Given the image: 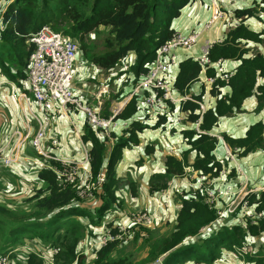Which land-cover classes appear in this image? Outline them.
<instances>
[{
	"label": "trees",
	"instance_id": "trees-1",
	"mask_svg": "<svg viewBox=\"0 0 264 264\" xmlns=\"http://www.w3.org/2000/svg\"><path fill=\"white\" fill-rule=\"evenodd\" d=\"M192 1L11 0L0 12V76L13 82L19 88L17 90L29 93L26 89V76L28 58L34 49V43L27 41L42 25H47L73 39L78 44V52L80 51L83 58L89 61V65L112 69L131 55L134 59V63L129 65L128 70L131 77L126 72L123 83L135 84L140 74L147 71V64L155 59L158 47L175 32L171 28L172 20L179 16L180 10L186 4ZM259 3L263 4L261 10L264 12V0H259L258 3L253 2L254 5L250 7L236 10L235 14L242 21L247 16H257L256 9ZM99 27L107 30L103 40L105 50L97 54H87L84 38ZM240 38L264 45V29L257 33L240 23L234 29H230L223 41L213 43L208 48L207 58L210 62L226 58L240 60L235 71L227 78L216 76L213 68L208 65L209 62L202 64L199 59L191 57L179 62L174 88L184 93L189 83L198 77L202 67L206 68L207 77H215L211 83L210 93L216 97V103L214 109L209 108L201 113L199 129L205 133H197L194 129L181 131L189 148L182 152V157L179 159L172 154L164 155L165 170L151 175L149 191L166 187L171 177L183 175L185 167H190L192 171L204 177L203 186L215 190L211 180L219 176L222 166L214 153L217 138L208 132L216 124L219 116L239 111L243 99L253 94L254 89L257 91L255 110L261 109L264 105V83L256 85V78L264 77V56L254 53L250 57H245L249 48L243 47L244 43L239 40ZM225 85L231 87V93L221 95V87ZM120 93L119 90L108 94L107 100L100 107L102 116L111 115L112 111L110 112L108 108L112 100L118 101ZM200 98V95L190 97L180 105L183 111L188 112L186 120L190 123L199 118L197 101H200ZM140 101L135 95L131 96L115 118L130 119L138 110ZM172 107L173 105L169 103V110ZM154 118V122L150 125L142 120H130L128 126L119 135L113 131L108 136H100L98 131L85 124L81 139L83 143H89L88 169L93 178L104 171L105 180L98 189L92 190L87 196L90 199H84L83 202H77V186L81 184L83 173L78 177L80 180L75 183L61 184L54 170L59 164L54 160L43 158L38 153L32 143L35 130L31 137L30 132L26 140L30 138V146L35 147L34 156L27 154V148L22 149L21 145L17 162L21 161L24 169H35L36 180L42 181L43 186L33 190L30 188L31 192L24 198L25 202L33 204L34 220L13 221L0 212V238L6 235L2 239L3 244L0 250L11 249L23 235H26L25 237L30 239L38 238L42 243L57 247L52 255L53 264L54 262L82 264V260L77 257L76 243L80 236L84 235L85 230H88L89 225L98 224L109 212L122 208L124 200L116 193L119 180L115 166L121 159L124 148L138 144V132L146 127L154 128L166 122L165 115H157ZM14 131L9 133L0 147L3 153H7L13 145L16 139V135H13ZM222 138L234 156L242 157L258 150L264 151V122L257 121L250 125L243 137L233 138L223 134ZM152 149L151 145H146L147 154L152 152ZM191 150L195 151V156L189 161ZM28 158L41 159L47 163V166L50 165L53 168L38 167L32 163L30 168L26 164L29 161ZM17 162L10 164L13 167L9 168L10 165L0 160V173L3 177L4 173L9 175V178H5L6 181L13 183L17 178L22 179L24 171L16 169L21 163ZM235 172L237 168L233 167L229 174L234 176ZM128 186L131 196H135L137 186L133 182H129ZM215 193L218 196L217 190ZM175 199L178 201V208L176 219L168 231L169 234L150 239L147 236L143 237L144 235L141 237L139 231H133L131 241L121 243L125 234L115 227L116 223L112 225L113 222H110L107 231L110 239L106 240L102 246H98L92 264H136L132 253L127 252L126 244L129 242L133 245L138 238H141L140 245L146 251L143 263L159 260L160 264H186L188 261H192L191 264H212L218 258L220 249L219 252H213L203 259V255L210 250L207 248L212 238L216 240L225 238L227 242L221 246V249L225 248L232 252L240 247L245 239L252 243L258 238L256 244L261 242L259 247L264 248V218H257L254 222L250 218L242 221L239 206L232 214L220 218L217 212L226 206V202L220 207L216 205V200L215 203L208 204L205 202V193L200 187L182 191L176 195ZM245 200L255 212L263 211L264 188L248 193ZM4 209L5 206L0 204V211ZM81 218H86L87 221L82 223ZM135 225L145 230L141 224ZM117 235L120 237H116ZM255 252L257 256H254ZM258 252L259 249H255L253 253L242 258L245 261H253V264H264V255ZM176 257L180 259V263L177 262ZM23 261H25L23 264H44L43 257L32 251L27 253Z\"/></svg>",
	"mask_w": 264,
	"mask_h": 264
},
{
	"label": "crops",
	"instance_id": "crops-1",
	"mask_svg": "<svg viewBox=\"0 0 264 264\" xmlns=\"http://www.w3.org/2000/svg\"><path fill=\"white\" fill-rule=\"evenodd\" d=\"M253 2L258 3L259 0H193L192 2L186 4L180 10L179 16H177L176 18L172 20L171 28L173 30L181 32L183 34H188L189 32L195 30L198 32V36L194 44L191 47L189 48L180 47L181 49L176 48L173 50V53H172L173 61L169 64L168 68L163 74V76L165 77V80L168 82L169 86L171 87L172 96L176 98V102L172 104L173 105L172 109L169 110V108H167V112L171 113L172 119L176 117L177 115L184 117L182 121H176L173 124H169L167 122L160 124L162 127H165L168 132L173 133L177 131L179 132L180 136H182L181 131L183 129L184 130L194 129L197 133H205V131L199 129V123L201 121L200 111L197 110V112L199 113V118L195 122L190 123L186 120V116L188 112L183 111L180 105L186 99H189L190 97H193L196 95H200L201 97L200 101H197V102H200L203 104L204 106L203 111L209 108L214 109V106L216 103V97L210 93L212 82H210L208 78H212L214 80L215 77L214 78L207 77L205 73L206 68L202 67V70L200 74L198 75V77L189 83L184 93H180L173 86L176 74L178 72L179 62L188 57H191L193 59H200V57L203 54V47L205 45L209 44L211 46L213 43H218V42L223 41L227 37L230 29H234L240 23H243L245 27H247L249 30L253 32H257V33L261 32L264 29V12L261 10V7L263 6L262 3H259L256 9L257 16H253V15L247 16L242 21L241 18H239L235 14L236 10H240V9L247 8V7L254 5ZM216 9L221 10L223 14L220 17H217L215 20L213 21L211 20L209 22V20L213 17V14L216 11ZM207 23L209 24V26L208 28H205V25ZM239 40L242 43H244L243 47L249 48L248 52L245 54V57H250L254 53L262 54L264 56V45H262L261 43L254 42L249 39H242V38H240ZM129 57L131 59H127V63L129 64L134 63L133 57L131 55ZM239 63H240V60H237L234 58H226V59H220V60L212 61V62L209 61L208 65L210 66V68H213L214 72L216 73V76H219L220 78H227L235 71ZM83 73H84V79H85L86 78L85 71ZM130 74L131 73L128 72L129 77H131ZM222 75H226V77H222ZM89 79L90 78L88 77V80ZM124 79L121 80L122 86L117 90V91L119 90L121 91L118 101L112 100L108 108L110 112L112 108L118 102L125 101L124 104L121 106V108H123V106L128 100V98H126L127 97L126 95L128 94V92L124 94V89L127 86V84L123 83ZM98 81H101L102 83H104V78H100ZM263 83H264V77L258 76L256 78V85H261ZM100 86H106V85H100ZM72 88H73L74 93H76L79 97H81L87 103H90L91 105H94L96 103V101L93 99V94L95 93L97 89L92 90V89H89L87 86L83 87L82 85H80V88H77V84H74ZM253 92H254L253 94L243 99L239 111H235L230 115L219 116L216 124L212 127L210 132H208L210 135L216 136L217 138L216 147L214 149V153L216 155L217 160L223 159L224 163H226V165L221 169L219 176L211 180L213 187L215 188V190L218 191V195L221 196L216 200V205L218 207H220L225 202L226 204H228V202L232 198L231 195L236 194L244 182L247 183L248 188H260L264 186V151L258 150L256 152L249 153L246 156L239 157L238 159H242L241 161L246 162L247 172L244 170L241 163L237 161L238 166L240 165L239 169H237L239 174L235 176L237 173L235 172V175H234L235 177H234L229 174L231 169H233V165L227 166L228 160L226 157L227 154H225L227 150L230 148L226 146L227 144L222 138L223 134L228 135L233 138L243 137L245 135L246 130L248 129L250 125L256 123L257 121L264 122V105L262 106L261 109L255 110L256 105H257V97L255 94L257 93L256 89H254ZM206 93H207V97H206ZM230 93H231V87L229 85H225L221 87V95L230 94ZM103 95L101 97V105L99 102V107H102L103 102L105 101V99L103 98ZM21 107L23 106L21 105ZM139 110L140 108L136 110V113H134L130 119L128 118L127 119H117V121L120 120L121 123L117 125L113 129V131L117 135H119L128 126L130 120H142L144 122V119L146 117L150 119L151 123L154 122V119L156 117L154 118L153 115L148 116L146 114L145 116H143L141 113L138 112ZM71 112L74 113V118H72L71 116L72 120L69 118L67 119L64 113L61 114L59 117H56L54 121H52L51 124L49 120V123L46 128V137H55L57 139L59 137L61 138L62 141H68L74 144L78 142L76 145V151L78 154L82 155L83 153V155L85 156L86 153H88L87 150L89 146L88 142L83 143L81 139V134L83 133V130L86 124L85 117L81 114L80 111L71 110ZM67 116H69V113L67 114ZM125 121H127L128 123L127 126L125 125ZM168 122H170L169 119H168ZM141 132L142 131L138 132V138H139V133ZM181 138H183V136ZM58 142L60 144L59 139H58ZM143 142H144L143 152L145 156L150 155L152 153L155 154L154 162L155 164L161 163L162 168L158 169L155 172L147 173L146 174L147 177L145 178V180H148V182L144 186L140 185V182L136 180V179H139L140 177L142 178L143 172L136 171L134 175V180L131 181L133 182L134 185L137 186L136 195L135 196L132 195L133 197L131 196V192L129 191L128 187L120 185L121 181L124 182V180L121 179V177L116 173V176L118 177V180H119L118 181L119 185H118V189L116 190V193L118 194L119 197H122V199L124 200V203L125 201L130 200L131 203H134L137 206L140 203L146 206H150V205L153 206L157 195L159 197H164V198L167 197L164 191L169 190L170 186L174 194L182 193V191L189 190L190 188H196L195 185H196V181L198 180L197 178H198L199 173L194 171L195 172L194 179L189 180L187 176L184 177V174L182 176H173L167 181L166 187L158 189V190H154V191L150 190L151 193H149L148 184H149L151 175L154 173L163 172L165 170V166L163 164L164 155L172 154L174 157L179 159L180 157H182V152L189 148V145L187 144V141L184 138H183L182 146H179V145L177 146L176 144L168 143L169 145L167 144L164 147L161 146L160 149H158V145L154 146V144H146L148 143V141H143ZM177 142L179 143L181 142V140ZM44 143L47 145L49 141H44ZM145 144L151 145L153 148L152 152H150L149 154L146 153ZM222 145H225V147ZM137 146L138 145L135 146L136 152H138ZM54 152L55 154L62 155L66 159H73V160L76 159L75 154L72 150L71 151L67 149L63 150L61 146L57 149V151H54ZM252 155H255L256 157H250ZM194 156H195V151L191 150L189 153V161H191L194 158ZM249 158L257 159V162L254 164L253 167L251 165L250 166L248 165L251 160ZM235 159L233 158L232 163H234ZM141 162H142V159H137L135 161V163H138V164H140ZM21 163L18 164V167H16V169H19L18 171L25 170V172L22 173V179L17 178V181L21 182L22 186L26 188L27 192L31 191L30 188L42 187L43 182L36 180V170L35 169H24L23 163L22 164ZM85 167L88 169V164L85 165ZM81 173L82 171L80 172V175ZM169 181H171V185ZM138 185H140V190L138 188ZM20 191L25 192V190L22 188H20ZM173 202H174V199H170L168 201L169 207L173 205ZM169 207L167 209H163V214L156 212L157 217L155 219V223L156 221L166 222L167 219L171 218ZM177 208H178V204L176 207V211H177ZM175 219H176V214H175ZM175 219H173L172 221L174 222ZM118 222L119 220L115 221V223H118ZM234 258H237V259H234ZM234 258L232 259V261L230 259L215 260L212 264H247L246 263L247 261L245 260H243L242 262L240 258L235 257V256ZM191 262L192 261H188L186 264H191Z\"/></svg>",
	"mask_w": 264,
	"mask_h": 264
},
{
	"label": "rangeland",
	"instance_id": "rangeland-1",
	"mask_svg": "<svg viewBox=\"0 0 264 264\" xmlns=\"http://www.w3.org/2000/svg\"><path fill=\"white\" fill-rule=\"evenodd\" d=\"M11 0H0V12L3 8L6 7V5L9 4ZM107 35V30L103 27H99L93 32H90L87 34L84 38V44L87 48L86 53L87 54H97L101 53L105 50L103 40ZM181 49V48H178ZM127 59H130L127 58ZM127 59L120 62V64L112 69H103L99 68L98 66H92L89 65V61H87L83 56L80 54V51L77 54V57L73 63V78H72V85L77 84V88H80V85L83 87L87 86L89 89L96 90L100 85H106L108 88V91L103 95V98L107 100L108 94L115 93L117 90L122 86L121 80L125 78L126 72H129V63H127ZM86 78L84 79V72ZM122 72V73H121ZM88 77L90 78L88 80ZM100 78H104V83L101 81H98ZM29 87V84H28ZM92 87V88H91ZM131 84L127 85L124 89V94L129 92L131 90ZM17 86L8 80H6L4 77L2 78L0 76V147L4 143L5 139L9 136V133L13 130H19L22 133H25L28 128L27 122H29V126L31 129V134L29 135L31 137L33 131L35 130V121L30 115L28 111V103L30 104L31 109L33 112L40 118L43 119V115L41 112L38 111L37 103L35 100L30 96L28 93V103L26 101L21 102L22 100H18L16 97L13 96V93L18 91ZM174 94V92H173ZM207 97V93H206ZM21 105L23 107H21ZM80 111V110H78ZM81 114L85 117L84 113L80 111ZM139 113H142V110L140 109L138 111ZM74 118V113L69 112V116L65 115V117L68 119ZM56 117H59L57 115H50V124ZM169 119H172V116L169 115ZM72 120V119H71ZM118 125L121 123L120 120L117 121ZM145 123H148L149 125L152 124L150 119L146 118L144 119ZM179 132H173L170 133L167 131L165 127H162L161 125L157 127H146L142 130L141 133H139V143L137 144V150L136 152V145H132L128 148H125L122 152V157L120 161L115 166L116 173L121 177V179L124 180L121 181V186H126L129 188L128 184L132 180H134V175L136 171L143 172L142 178L136 179L140 182V185H146L148 180H145L147 177L146 174L149 172H155L158 169L162 168L161 163L155 164L154 162V156L155 154H150L145 156L143 149H144V142L148 141L146 144H154V146L158 145V149L161 148V146H165L168 143L176 144L177 146H182L183 138H181ZM60 144L59 147L63 150L67 149L69 151H73L75 154L74 161L81 162L83 160V153L78 154L76 151V144L68 141H62L61 138H59ZM181 140V142H177ZM145 144V145H146ZM169 145V144H168ZM225 147V145H222ZM228 147V145H226ZM27 148V154L34 156L33 151L35 150V147L30 146V138L27 139L22 144V149ZM220 148V147H218ZM51 148L50 150H52ZM82 151V150H81ZM230 149L227 150L225 154L228 160L229 165H233V167L239 168L238 162L239 161L244 168V170L247 172L246 162L241 161L242 159H238V155L230 154ZM19 159L20 151L18 153H15ZM222 155V154H221ZM250 157H256L255 155H252ZM233 158L235 159L234 163H232ZM137 159H142V162L140 164L135 163ZM251 159L249 162V166L252 167L257 162V159L255 158H249ZM73 160V159H72ZM16 161V162H17ZM157 161V160H156ZM158 162V161H157ZM226 162V160H225ZM19 163V162H17ZM27 166H32L29 161H27ZM222 168L223 165L225 166L224 160L223 163H220ZM13 166L10 165L9 168H12ZM186 168V167H185ZM184 168V177L187 176V178L194 179L195 172L192 171L190 168L189 171H187ZM25 172V170H24ZM239 174L238 170L235 176ZM234 176V177H235ZM5 178H9V175L4 173H0V204L5 206L4 211H0L3 215L10 218L13 221H20V220H34L35 217L33 212V204L32 202H25L24 198L31 192H27L26 188H24L21 184V182H18L17 179L15 182L11 183L9 181H6ZM80 180V179H78ZM77 180V181H78ZM171 185V181H169ZM82 186L83 183L81 182ZM140 185H138V188L140 190ZM82 186L79 184L77 186L78 192H77V202H83L84 199H90L89 193L87 190H84L81 192ZM22 188L25 190V192L19 191V189ZM33 190V188H31ZM170 190V192H169ZM169 190H165L166 198L159 197L158 195L155 198L153 206H146L142 203L138 204V206L134 203H131L130 200L125 201L121 209H116L115 211H111L108 213L107 216L103 217L101 221L98 224L89 225L85 230L84 235L80 236L78 242L76 243V251L78 259L82 260V264H92V261L96 257V250L98 249V246L100 245L101 240H107L109 236L107 235V231L109 228V223L112 225L115 223L116 220H119L120 223H125L126 226L121 231L125 234V237L122 239L121 243H125L126 241H131V236L133 231H139L141 233V237H150V239L157 238L163 235L169 234L168 231L170 230L172 220L175 219L176 214V207L178 204V201L175 199L177 193H173L171 190V186ZM174 191V190H173ZM148 192L151 193L148 189ZM170 199H174L173 205L169 207L168 201ZM127 202V203H126ZM169 207V211L171 213V218L167 219L165 221L157 222L155 223V217H157V213L163 214V209H167ZM147 212L150 216H145L142 214L140 218L144 219L146 223L141 224V227L144 228L140 229L137 225H133V223L129 224L130 221L127 219V217L131 218L133 220V217H137L138 213ZM118 212V213H116ZM157 212V213H156ZM150 219H152V223L149 224ZM80 221L82 223H85L87 221L86 218H81ZM6 235L2 236L0 238V247L3 244V238ZM26 235H23L22 239L17 241V244H15L11 249L7 251L0 250V257H5L6 264H17V263H24L23 261L27 255L28 252H34L39 255H41L44 259V264H53L51 261L52 259V251L53 249H57V247H54L52 244H45L38 240V238L30 239L28 237H25ZM258 238H256L257 240ZM256 240L252 241V245L254 247L253 252L259 249L258 253H261L264 255V248H260L259 246L262 244L261 242H258L256 244ZM141 238H138L137 241L133 245H130L131 243L127 242L126 244V250L127 252L132 253L133 257L135 258L136 264H160L159 260L155 262H145L143 263V259L145 258V248L142 249L140 242ZM227 240L225 238L223 239H210L208 244L209 247L207 249H210L203 255V259L210 256L213 252H219L220 254L216 260L225 259L228 260L237 257L232 250H226L225 248L221 249V246L225 245ZM53 246V247H52ZM148 246V245H147ZM52 247V248H51ZM2 251V252H1ZM54 252V251H53ZM252 252V253H253ZM254 256H257V253L255 252ZM163 257H165L163 255ZM239 258V257H238ZM163 259V258H162ZM237 259V258H234ZM243 262V258H240ZM161 260V259H160ZM177 262L180 263V259L176 257ZM54 261V258H53ZM247 264H253V261H247ZM54 264H56L54 262ZM75 264V263H73Z\"/></svg>",
	"mask_w": 264,
	"mask_h": 264
},
{
	"label": "built area",
	"instance_id": "built-area-1",
	"mask_svg": "<svg viewBox=\"0 0 264 264\" xmlns=\"http://www.w3.org/2000/svg\"><path fill=\"white\" fill-rule=\"evenodd\" d=\"M222 14L221 10L216 9L209 22L220 17ZM208 23L205 25V28H208ZM197 36L198 32L195 30L188 34L175 31L166 42L158 47L155 59L147 64V71L140 74V77L135 84H131V90L126 95V98L129 99L131 96L135 95L141 100L138 102V109L140 108L142 110L143 116L145 114L148 116L165 115L166 122L169 124L184 119V117L180 115H177L173 119H169L171 113L167 112V108L169 103L174 104L176 102V98L172 96L171 87L165 80L163 74L169 64L173 61V50L180 47H191L197 39ZM27 42L34 43V49L28 58L26 89L37 103L38 111L42 113L43 119H40L31 109L30 104L28 103V94L26 92L18 90L13 93V96L18 100H22L21 102L26 101L28 103V111L34 119L36 126L32 136V143L43 158L54 160L59 164L54 170L58 175L61 184L66 185L75 183L82 171L83 178H81L80 181L83 183V186L80 184L82 186L81 192L87 190L90 195L92 190L98 189L104 182L105 172H100L96 178L92 177L90 170L85 167L89 160L88 153H86L81 162L66 159L62 155L55 154L54 151H57L59 148L58 139L55 137H46V128L50 120V115L60 116L63 113L67 115L71 110H80L85 115V122L91 128L98 131L100 136H108L118 125L115 115L125 101L118 102L112 108L111 115L109 117H104L100 114L99 102L101 105V97L108 91L106 86H99L93 94V99L96 101L94 105L87 103L74 93L72 88L73 63L77 57L78 44L73 39L64 35L61 31H55L47 25H42L29 37ZM209 46L210 45L207 44L203 47V54L199 59L202 64L209 62V59L207 58ZM222 77H226V75H222ZM208 80L210 82L213 81L212 78H208ZM198 103V110L202 113L204 106L202 103ZM168 119L170 122H168ZM27 124L28 128L25 133H22L19 130L13 132V135H16V139L7 153H3L0 149V160L4 164L10 165L17 161L18 156L15 153L20 151L21 145L25 142L26 137L31 132L29 122H27ZM127 124V121H125L126 126ZM43 141H49V143L46 145L45 143H42ZM51 148L53 149L50 150ZM27 160L38 167H52L50 165L47 166V163L41 159L28 158ZM218 161L223 163V159H218ZM185 169L189 171L190 167H186ZM197 179L196 187L203 189L205 193V202L209 204L217 200L219 195L217 196L215 190L211 187L203 186L204 177L199 174ZM260 188H264V186ZM260 188H248L247 183L244 182L239 191L236 194L231 195L232 198L228 204H226L223 209L218 210V216L221 218L227 214H232L239 206L242 221L250 218V220L254 222L257 218H264V210L255 212L253 207H251L245 200L248 193L256 192ZM142 214L150 216L144 211L138 213L137 217H133V220L127 217L130 221L129 224L133 223L134 225L146 223L144 219L140 218ZM151 223L152 219H150L149 224ZM125 226V223L118 222L115 224V227L118 228L119 231L124 229ZM107 235L110 237V234ZM116 237L120 236L117 235ZM105 241L106 240H101L99 246H102ZM56 250L57 249H53L54 252L52 251L51 255H53ZM252 252L253 246L248 239H245L240 247L234 249L235 255L239 258ZM0 264H6L5 257H0Z\"/></svg>",
	"mask_w": 264,
	"mask_h": 264
},
{
	"label": "water",
	"instance_id": "water-1",
	"mask_svg": "<svg viewBox=\"0 0 264 264\" xmlns=\"http://www.w3.org/2000/svg\"><path fill=\"white\" fill-rule=\"evenodd\" d=\"M117 113H118V112H117ZM117 113H116V114H117Z\"/></svg>",
	"mask_w": 264,
	"mask_h": 264
}]
</instances>
